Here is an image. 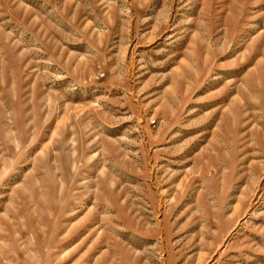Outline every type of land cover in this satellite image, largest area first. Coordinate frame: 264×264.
<instances>
[{
	"label": "rangeland",
	"instance_id": "1",
	"mask_svg": "<svg viewBox=\"0 0 264 264\" xmlns=\"http://www.w3.org/2000/svg\"><path fill=\"white\" fill-rule=\"evenodd\" d=\"M0 264H264V0H0Z\"/></svg>",
	"mask_w": 264,
	"mask_h": 264
}]
</instances>
